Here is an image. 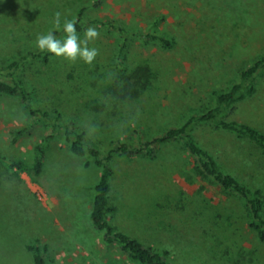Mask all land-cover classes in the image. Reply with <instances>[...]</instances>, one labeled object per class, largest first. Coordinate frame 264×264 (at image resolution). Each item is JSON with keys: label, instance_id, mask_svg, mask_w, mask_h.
Wrapping results in <instances>:
<instances>
[{"label": "rangeland", "instance_id": "rangeland-1", "mask_svg": "<svg viewBox=\"0 0 264 264\" xmlns=\"http://www.w3.org/2000/svg\"><path fill=\"white\" fill-rule=\"evenodd\" d=\"M56 12L62 22L82 26L81 39L89 26L98 30L89 43L99 50L92 64L53 54L45 62L39 55L35 38L53 29ZM96 20H110L126 33ZM262 54L264 0H0V68L20 60L13 72L28 83L34 105L51 115L48 128L13 141V130L32 119L17 97L0 93V264H33L29 244L42 247L46 264H140L105 243L92 225L102 169L90 154L71 151L69 123L104 157L119 141L138 149L212 107L214 93L240 81L242 69ZM256 86L223 118L264 133V73ZM49 132L54 137L46 139ZM193 135L224 172L260 190L264 200L261 147L214 123L196 124ZM108 162L116 209L111 223L167 251L169 264H264V240L250 226L245 200L200 176L181 141L157 144L153 157L113 152Z\"/></svg>", "mask_w": 264, "mask_h": 264}, {"label": "trees", "instance_id": "trees-1", "mask_svg": "<svg viewBox=\"0 0 264 264\" xmlns=\"http://www.w3.org/2000/svg\"><path fill=\"white\" fill-rule=\"evenodd\" d=\"M83 9L80 11V16ZM100 24L118 28L120 34L126 33L125 28L116 27L110 20H96ZM76 29L81 31L83 28L76 23ZM158 39L164 46L169 47L172 41L166 37L150 35ZM126 42V41H125ZM120 48V54L125 50V43ZM32 55V53H30ZM45 62L49 61L52 54L42 53ZM122 55V54H121ZM20 67V60L10 62L4 69L0 68V93L8 96L17 97L23 104L28 116L32 122L25 127L13 130V141L35 130L38 126L48 128L46 119L51 115L47 109L36 107L33 101V92L28 86L23 76L14 73ZM2 70H8L10 78L2 75ZM264 73V54L257 57L250 65L240 72V81L234 83L226 91H217L215 95V104L205 112L190 117L180 126L167 129L162 135L152 139L141 141L138 149L131 148L128 142L119 141L118 145L112 149L107 157L101 151L85 140V132L73 123H69L71 129L67 131V138L71 141L70 149L78 156L90 154L94 157L97 166L102 171L100 178L95 185V196L90 210V221L92 225L102 231L103 240L109 245H116L122 251L128 254L129 258L140 264H169L168 252L159 251L146 245L141 240L130 236L128 233L119 230L110 221V216L115 212V207L111 203V178L113 169L109 165V159L113 152L118 153H142L147 157H153L156 152V145L181 141L187 152L196 161L197 173L205 179L217 183L223 190L235 194L245 200L248 208L250 226L256 231L260 240H264V200L261 197L260 190H252L244 183L240 182L232 174L224 172L218 165L215 157L207 150L203 149L196 141L193 135V126L198 123H214L217 128L232 132L238 138L251 140L264 150V133L244 122L236 120H225L223 113L231 109L236 103L253 96L257 91L256 79ZM56 120L60 119V114L55 115ZM139 132V131H136ZM70 136V137H69ZM71 136L74 137L71 140ZM53 133L49 132L46 139L53 138ZM43 143L36 148L35 166L38 172L41 171L42 157L44 155ZM20 167V164H16ZM27 249L32 253L33 264H46L45 252L38 244H29Z\"/></svg>", "mask_w": 264, "mask_h": 264}, {"label": "clouds", "instance_id": "clouds-1", "mask_svg": "<svg viewBox=\"0 0 264 264\" xmlns=\"http://www.w3.org/2000/svg\"><path fill=\"white\" fill-rule=\"evenodd\" d=\"M53 29L46 33L37 34L35 46L41 52H48L56 57H63L70 62L82 60L86 64H92L99 55V50L89 47V43L99 37V32L95 27L89 26L85 29L84 38L77 34L76 21L65 18L61 21V13L56 12L52 19ZM56 31H63L65 36L58 39ZM94 131V129H92Z\"/></svg>", "mask_w": 264, "mask_h": 264}, {"label": "built area", "instance_id": "built-area-1", "mask_svg": "<svg viewBox=\"0 0 264 264\" xmlns=\"http://www.w3.org/2000/svg\"><path fill=\"white\" fill-rule=\"evenodd\" d=\"M38 194H39L40 197H42V194H40L39 192H38Z\"/></svg>", "mask_w": 264, "mask_h": 264}]
</instances>
